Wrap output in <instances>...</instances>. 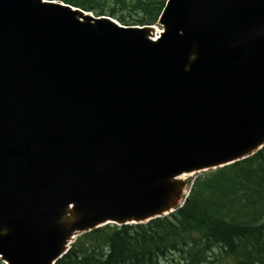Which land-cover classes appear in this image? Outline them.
<instances>
[{
	"label": "water",
	"instance_id": "1",
	"mask_svg": "<svg viewBox=\"0 0 264 264\" xmlns=\"http://www.w3.org/2000/svg\"><path fill=\"white\" fill-rule=\"evenodd\" d=\"M161 14L156 38L68 4L0 0L7 264H55L83 232L166 215L185 176L264 146V0H169Z\"/></svg>",
	"mask_w": 264,
	"mask_h": 264
},
{
	"label": "trees",
	"instance_id": "2",
	"mask_svg": "<svg viewBox=\"0 0 264 264\" xmlns=\"http://www.w3.org/2000/svg\"><path fill=\"white\" fill-rule=\"evenodd\" d=\"M62 1L140 25L155 23L165 4V0ZM109 1L128 15L107 9ZM215 248L235 264H264V148L199 176L188 201L170 216L86 232L56 264H158L174 253L188 264H202Z\"/></svg>",
	"mask_w": 264,
	"mask_h": 264
},
{
	"label": "rangeland",
	"instance_id": "3",
	"mask_svg": "<svg viewBox=\"0 0 264 264\" xmlns=\"http://www.w3.org/2000/svg\"><path fill=\"white\" fill-rule=\"evenodd\" d=\"M106 7H107V9L115 8V10L117 11V14H119V16H122V17L125 16L126 17L128 15L127 11L121 12L120 6H114L111 1H109L107 3ZM156 28L161 29V26L158 24H155V29ZM192 178L193 177H191V176H186V182L190 181ZM218 251L219 250H217L215 248L214 250L207 253L211 257V261H212L211 264H234V262L232 260H230L228 257L220 256V257L216 258L215 255L217 254ZM158 264H188V263L183 258H181V255L179 253H174V254H170L164 258H161Z\"/></svg>",
	"mask_w": 264,
	"mask_h": 264
},
{
	"label": "bare ground",
	"instance_id": "4",
	"mask_svg": "<svg viewBox=\"0 0 264 264\" xmlns=\"http://www.w3.org/2000/svg\"><path fill=\"white\" fill-rule=\"evenodd\" d=\"M155 33V32H154ZM158 33V32H157ZM184 177V175H181L180 177H178L179 179H181V178H183ZM178 178H176V179H178Z\"/></svg>",
	"mask_w": 264,
	"mask_h": 264
}]
</instances>
